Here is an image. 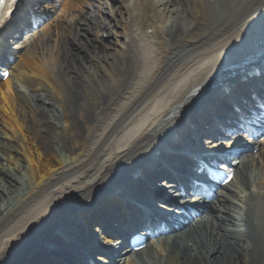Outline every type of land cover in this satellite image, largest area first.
Returning a JSON list of instances; mask_svg holds the SVG:
<instances>
[{"label":"bare ground","instance_id":"bare-ground-1","mask_svg":"<svg viewBox=\"0 0 264 264\" xmlns=\"http://www.w3.org/2000/svg\"><path fill=\"white\" fill-rule=\"evenodd\" d=\"M36 1L26 4V17L44 16L54 7H35ZM91 1L63 0L59 16L55 13L49 23L27 34L26 40L34 41L18 53L7 37L11 28L21 27L19 22L0 27L1 65L16 58L0 80V118L27 162L21 168L26 186L13 196L12 180L21 178L0 162V194L11 198L0 211V264L80 262L78 244L88 232L97 235L88 240L89 249L97 239L112 244L102 233L105 221H94L91 211L106 206L111 220L109 207L118 204L120 217L128 212L136 217L143 209L130 192L149 191L151 179L146 183L145 177L160 166L165 169L160 173L170 177L190 174V153L206 151L200 137L219 136L233 104L259 91L260 84L264 87V76L248 85L229 77L238 64L264 58V0H109V6L99 0L81 14L82 5ZM114 4L123 19L116 18ZM107 6L115 20L106 27L104 22L100 31L114 37L118 21L122 32L114 53L105 52L92 66L89 52L95 47L87 35L100 27L95 16ZM58 28L64 31L60 40L48 34ZM225 77L234 87L219 93L223 84L218 81ZM20 86L37 88L54 106L23 104ZM231 93L235 97L225 96ZM248 123L253 120L246 111L226 127ZM244 138L238 134L224 147ZM253 145L258 151L236 161L231 184L220 186L214 201L197 207L170 234L128 251L122 264H151L145 261V249L156 264H264V192L251 177L259 170L264 175V139ZM13 149L0 140V160ZM156 153L161 160L151 163ZM235 175L239 186L233 189ZM6 181L9 186L3 189ZM161 186L166 192L172 187ZM58 233L67 234L68 242Z\"/></svg>","mask_w":264,"mask_h":264},{"label":"rangeland","instance_id":"rangeland-1","mask_svg":"<svg viewBox=\"0 0 264 264\" xmlns=\"http://www.w3.org/2000/svg\"><path fill=\"white\" fill-rule=\"evenodd\" d=\"M99 0H92L90 3H86L85 5H82L84 7V12L81 13V14H85L86 10H88L90 4H93V5H97ZM104 0H100V2H103ZM107 3H108V6L110 5V2L109 0H107ZM104 7V12L101 14V15H98V16H95L98 21L100 22V27H97L95 31L89 33V35H87V37L90 39V41H92V44H93V47H95V51L93 52H89V58H90V61H92L91 63H89V65H92V63H96V58H102V56H106L105 52L107 53H114V50L116 47V42L118 40L116 39H120L119 35L120 33L122 32V28L121 26L118 24V21H116L114 23L115 27H114V31L113 32H119L118 34L116 33V35L114 37H111L110 34H105L103 33V30L100 31L103 27V24L105 22V27L107 26V22H112L115 20V18L112 16V10L109 9V7ZM112 7V6H111ZM112 9H116L117 12H116V18L118 20H121L123 19V12L121 11L120 7H118V5L114 4V6L112 7ZM78 11H81V7H79V9H77ZM59 16V14H57L55 17ZM80 19H82V17L80 16ZM109 27H111V25H109ZM61 29H57L56 31H54L53 29L48 32L49 35H51L53 38H55L56 40H60V37L61 35H63L64 31H60ZM71 33L73 34L74 32H76V29H70ZM98 31H100V33H98ZM45 38V37H43ZM34 41V40H33ZM32 42H29V40H26L23 39L22 41H20V43H18L19 45H22V46H25V45H29ZM57 43V41H56ZM51 46H53L51 44ZM54 46H56V44H54ZM60 46V44H59ZM54 49L56 50V48L54 47ZM52 50V48H51ZM93 50V49H92ZM109 60H113L111 58H108ZM93 66V65H92ZM107 66V65H106ZM85 72V73H84ZM83 75H87L89 74V70L85 68V71H84ZM21 87V86H20ZM22 89L20 90L22 93V95H24V100L21 99V102L24 104L25 101H27L30 106H34V105H39L40 107L42 108H45V109H49V108H52L54 105H52L51 103H53L51 101L50 98L46 97L44 94H42L40 90H38L37 88H29V89H26L24 87H21ZM92 88V87H91ZM93 89V88H92ZM40 97V98H39ZM54 109V108H53ZM27 111V109H26ZM70 113L72 114V116H74V118L77 119L76 117V112H73V110H70ZM4 121L1 120L0 118V140L3 141V142H7L8 144H11L14 146V151H12V155H14V158H11L13 157L11 154H8L6 153L5 155L8 157H6V159L4 160H0V162L2 164H7L10 168H12L13 171L16 172V174H18L17 177H20L21 179L18 180L17 182L14 180H12V182L14 184H16V186H13V184L10 186L11 187V192L12 193V196L15 195V192L18 188L22 189L26 186V183L24 181V179L22 178V176L24 175L23 171L25 168H23V170L21 169L23 166L25 167L27 165V162H26V159L23 157V155L21 154L20 151H18V147L17 145L15 144L14 140L11 138V132L10 130L7 128V125H5V123H3ZM261 173H263V171L259 170V171H255L251 174V177L254 181V184L255 186L261 191V192H264V175L263 177H261ZM4 176V175H1V177ZM261 177V179H259L258 177ZM25 178V177H24ZM239 177L235 175V178L232 180V185H234L232 188L234 189V187H237L239 186L238 183H239ZM7 182V181H6ZM9 183L7 182L5 184V187L3 189L6 188V186H9L8 185ZM231 184V182H230ZM236 189V188H235ZM9 200H11V198L8 196V193H4V194H0V211L3 210V208L6 207L7 205V202H9ZM118 205V204H116ZM152 240H155L156 239H152ZM148 242H151V240H149ZM157 244H159V241H157ZM156 245V244H155ZM154 245V246H155ZM144 254H146V257H145V261H147L148 263H151V264H156L155 260H154V254L149 251L148 249H145L144 251ZM135 264H140V263H135Z\"/></svg>","mask_w":264,"mask_h":264},{"label":"snow or ice","instance_id":"snow-or-ice-1","mask_svg":"<svg viewBox=\"0 0 264 264\" xmlns=\"http://www.w3.org/2000/svg\"><path fill=\"white\" fill-rule=\"evenodd\" d=\"M6 2V0H0V5L4 4ZM14 2V0H13Z\"/></svg>","mask_w":264,"mask_h":264}]
</instances>
